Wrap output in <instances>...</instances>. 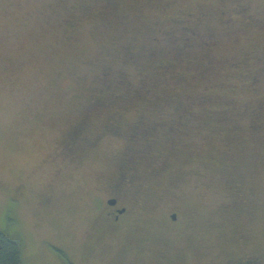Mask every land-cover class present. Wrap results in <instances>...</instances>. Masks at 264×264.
<instances>
[{
    "label": "rangeland",
    "instance_id": "rangeland-1",
    "mask_svg": "<svg viewBox=\"0 0 264 264\" xmlns=\"http://www.w3.org/2000/svg\"><path fill=\"white\" fill-rule=\"evenodd\" d=\"M0 232L21 264H264V0H0Z\"/></svg>",
    "mask_w": 264,
    "mask_h": 264
},
{
    "label": "flooded vegetation",
    "instance_id": "flooded-vegetation-1",
    "mask_svg": "<svg viewBox=\"0 0 264 264\" xmlns=\"http://www.w3.org/2000/svg\"><path fill=\"white\" fill-rule=\"evenodd\" d=\"M183 121L185 123L184 122H181L180 125H185V124L188 125V123H189L188 121L189 120H184L183 119ZM118 126H119V122H117L116 120L115 121H111V123L108 126V129H106V131L108 130L109 132H112V133L117 134L118 133V130H117L118 129ZM184 127H186V126H184ZM184 129H187V127L184 128ZM179 130L181 131L182 128H180ZM82 131H83V128H80V127L74 128V130L71 132V134L68 135L67 141L65 142V145L64 146H66V148L69 149V150L70 149L71 150L75 149L76 143L79 140L83 139L82 136L84 134H82ZM182 131H184V130H182ZM179 135L181 137L183 136V134H179ZM133 137H137V136L136 135L135 136L133 135L132 138ZM150 137H152V135H150ZM88 139H90V138L87 137V141H88ZM93 143H95V142H93ZM124 182H126L125 181V177L121 178V181H118L117 180L116 182H113L112 183V187L114 188L115 194H113L107 200V208H105V212H104L107 216L109 215L115 223L121 222L120 220L127 213V207H125V206H123V205L120 204V197H119L121 195V193H120L121 192V188H124V186H123L125 184ZM174 215H176V217H174ZM172 219L173 220H177L178 219L177 213H174L172 215ZM236 264H257V261L254 260V259H252V258H250V257H248V258L239 260Z\"/></svg>",
    "mask_w": 264,
    "mask_h": 264
},
{
    "label": "trees",
    "instance_id": "trees-1",
    "mask_svg": "<svg viewBox=\"0 0 264 264\" xmlns=\"http://www.w3.org/2000/svg\"><path fill=\"white\" fill-rule=\"evenodd\" d=\"M189 40L196 39L197 31L187 28ZM193 42V41H192ZM22 250L19 242L0 232V264H21Z\"/></svg>",
    "mask_w": 264,
    "mask_h": 264
},
{
    "label": "water",
    "instance_id": "water-1",
    "mask_svg": "<svg viewBox=\"0 0 264 264\" xmlns=\"http://www.w3.org/2000/svg\"><path fill=\"white\" fill-rule=\"evenodd\" d=\"M174 217H176V215H174Z\"/></svg>",
    "mask_w": 264,
    "mask_h": 264
}]
</instances>
